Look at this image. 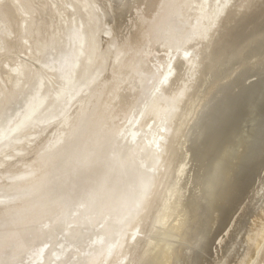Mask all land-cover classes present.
I'll return each instance as SVG.
<instances>
[{
  "label": "rangeland",
  "instance_id": "obj_1",
  "mask_svg": "<svg viewBox=\"0 0 264 264\" xmlns=\"http://www.w3.org/2000/svg\"><path fill=\"white\" fill-rule=\"evenodd\" d=\"M111 3L97 10L88 0H0V264H43L48 256L50 264H89L88 249L110 231L124 236L94 264H140L175 139L219 63L264 32V0ZM212 4L220 19L209 14ZM78 103L85 107L62 146L50 155L43 140L33 144ZM155 157L158 168L149 164ZM150 175L157 184L138 206ZM260 222L261 212L251 214L242 238ZM71 232L80 247L63 242ZM229 260L239 263L233 253ZM249 264H264V236Z\"/></svg>",
  "mask_w": 264,
  "mask_h": 264
},
{
  "label": "bare ground",
  "instance_id": "obj_2",
  "mask_svg": "<svg viewBox=\"0 0 264 264\" xmlns=\"http://www.w3.org/2000/svg\"><path fill=\"white\" fill-rule=\"evenodd\" d=\"M106 1L112 4V0H88L96 9ZM100 11L106 18L107 10ZM208 12L220 19L221 8L215 4ZM229 14L232 19L238 15L236 6ZM246 50L252 55L248 54L250 59L232 64ZM231 52L212 72L204 86L205 97L174 141L171 167L140 264H230L231 253L239 259L237 264H249L261 243L262 222L244 238L242 234H246L245 223L251 214L261 212L264 217V32H256ZM67 67L60 65L59 69L66 74ZM79 104L44 125L33 144L43 140L42 146L38 145L52 155L84 109L85 105ZM161 159L155 157L149 164L158 168ZM156 182L154 175L142 180L138 206L145 207ZM157 192L154 190L153 195ZM127 224L131 225L130 221ZM66 225L64 221L57 227L56 234ZM75 233L64 237L66 246L80 244L81 239H70L77 236ZM107 234L100 246L88 249L89 264L113 255L124 236L120 231ZM216 247L221 248L220 257L212 252ZM50 261L48 256L43 264Z\"/></svg>",
  "mask_w": 264,
  "mask_h": 264
}]
</instances>
